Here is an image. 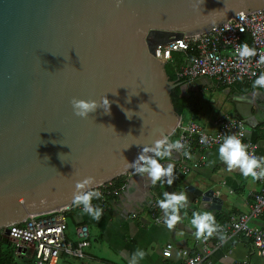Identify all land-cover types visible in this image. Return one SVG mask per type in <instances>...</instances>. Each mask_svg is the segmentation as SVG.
I'll list each match as a JSON object with an SVG mask.
<instances>
[{
    "label": "water",
    "instance_id": "95a60500",
    "mask_svg": "<svg viewBox=\"0 0 264 264\" xmlns=\"http://www.w3.org/2000/svg\"><path fill=\"white\" fill-rule=\"evenodd\" d=\"M261 10L264 0H0L3 239L12 224L62 212L78 181L93 177L91 189L111 181L144 146L171 136L180 118L171 91L178 87L186 97L210 81L168 79L153 58L157 45ZM105 96V109L101 104L87 119L74 114V98L100 103ZM237 113L248 128L264 123L259 105ZM178 160L173 151L160 162ZM180 192L186 207L197 201L198 210H220L212 189L187 185Z\"/></svg>",
    "mask_w": 264,
    "mask_h": 264
},
{
    "label": "built area",
    "instance_id": "2783aa9c",
    "mask_svg": "<svg viewBox=\"0 0 264 264\" xmlns=\"http://www.w3.org/2000/svg\"><path fill=\"white\" fill-rule=\"evenodd\" d=\"M209 29L201 34L188 37L182 35L179 39L157 45L153 50V58L164 64L170 59L171 53H182L184 61L178 65L175 76L185 80V83L205 77L216 87L230 88L240 83L251 84L264 74V63L259 62L260 56L264 55V10L241 18L237 13L224 25L219 24L216 28L212 26ZM242 44L255 49L257 54L241 60L238 49ZM213 128L209 133L191 117L180 116L171 135L174 141L180 139L186 145L185 151L190 153V158L185 157L183 151H175L179 157L174 167L175 172L186 175L199 169L205 159L203 151L212 147L219 148L224 137L228 135L240 136L242 141L249 145V152L257 156L256 145L246 139L244 125L239 119L226 116L216 118ZM203 138L207 139V143H201ZM134 175L139 174L130 168L118 176L124 179V183L119 187L113 186V180L118 178L116 177L90 189L102 194L100 199L93 198L95 202H92V205L104 210L107 200L118 196L127 179ZM238 175L245 178L239 170ZM248 198L247 212L230 216L228 222L220 226L219 232L241 235L249 241L253 254L264 257V231L251 224L253 220L264 218V182L259 190L250 193ZM82 208V205L76 206L72 202L62 212L35 216L12 224L5 228L6 241L11 244L17 258L32 264H57L60 257L83 259L84 250L88 246L86 226L76 227L73 239L66 237L67 215L74 212L84 213ZM0 236L4 237L3 229H0ZM198 242L203 255L191 256L186 250H182L179 252V264H191L192 261L204 264V259L210 251L204 240L198 239ZM219 244L220 242H217L215 246ZM170 250L171 245H165L161 255L168 257L165 253L170 254ZM239 264H248V260L243 258Z\"/></svg>",
    "mask_w": 264,
    "mask_h": 264
},
{
    "label": "crops",
    "instance_id": "0c3cea01",
    "mask_svg": "<svg viewBox=\"0 0 264 264\" xmlns=\"http://www.w3.org/2000/svg\"><path fill=\"white\" fill-rule=\"evenodd\" d=\"M253 84L254 82L240 83L235 88L220 89L224 98L218 109L210 108L203 128L210 133L214 129L216 118L226 116L239 119L244 125L246 139L256 145L257 157H264V123L257 124L254 129L248 128L237 113L238 110L243 111L250 105H259L264 111V87L254 88ZM209 86L217 88L211 81ZM251 111L253 112L254 108ZM196 112L193 107V114ZM218 149L212 147L204 150L205 159L200 168L186 175L178 174L171 186L161 181L159 188L161 192L178 193L187 185L202 190L212 189L221 200L220 210L209 211L203 204L198 210L196 207L198 202L195 201L192 205L195 212H211L214 215L223 211L229 216L246 213L249 194L257 192L264 181L253 180L250 177L240 178L238 170L229 172L227 166L219 159ZM154 187L147 175H134L130 181L127 179L124 189L118 196L108 199L103 215L98 221L87 213L71 214L72 230L69 232L66 221V237L73 239L74 230L80 225L86 226L88 232L85 258L78 260L87 264H130L133 254L143 251L145 255L143 259L137 257V264H179L181 262L179 252L182 250H186L191 256L203 255L202 248L199 242L197 243L198 239L194 235L196 229L191 225L190 216L186 219L179 213L180 222L171 230L167 228L165 213L153 199ZM251 224L264 231V218L253 220ZM221 236L224 238L221 239ZM200 239L204 240L210 251L204 259V264H239L243 258L248 260V264H264V257L253 254L249 241L241 235L218 231L206 240ZM217 242L220 244L215 246ZM167 244L171 245L170 255L163 257L161 251ZM90 249L107 259L97 258L89 252ZM64 258L66 257H60L59 261Z\"/></svg>",
    "mask_w": 264,
    "mask_h": 264
},
{
    "label": "clouds",
    "instance_id": "9594fccd",
    "mask_svg": "<svg viewBox=\"0 0 264 264\" xmlns=\"http://www.w3.org/2000/svg\"><path fill=\"white\" fill-rule=\"evenodd\" d=\"M243 17V13L240 14ZM256 50L250 48L247 44H242L238 49V55L241 60L246 57L255 56ZM260 63H264V55L260 56ZM264 87V74H261L253 84V87ZM72 107L74 114L82 119H87L90 113L96 111L98 107L103 105L109 106V100L106 96L98 103L95 100L73 99ZM201 143H207V139L203 138ZM186 145L180 140L170 141L168 136H161L153 142L152 146H144L142 152L138 155L133 163L128 166L141 175H147L152 184L164 181L169 186L174 183V163L162 164L160 161L171 159L173 151H183L185 157L190 158V153L185 151ZM249 145L245 144L240 136L228 135L224 137L220 144L218 153L219 159L227 166V170L232 172L239 170L241 174L253 180L264 179V157H257L249 152ZM95 183L93 177L89 176L82 181L76 183V192L73 196V203L76 206H83L82 211L89 214L93 219L99 220L103 215V209L92 205L93 198L100 199L102 194L99 191L90 190ZM164 199L159 200V207L165 213V223L168 229H173L180 222V210L188 204L186 192L180 193H163ZM191 225L196 229L194 235L197 239L205 240L217 233L220 226L216 223L215 217L211 212H194ZM224 237L221 236V239ZM145 253L137 251L133 254L130 264H137V257L143 259ZM165 255H170L165 253ZM191 264H196L192 261Z\"/></svg>",
    "mask_w": 264,
    "mask_h": 264
},
{
    "label": "trees",
    "instance_id": "16d2710c",
    "mask_svg": "<svg viewBox=\"0 0 264 264\" xmlns=\"http://www.w3.org/2000/svg\"><path fill=\"white\" fill-rule=\"evenodd\" d=\"M183 61H184V55L182 53L180 52L171 53L170 59L166 63H164V72L168 79L175 80V81H182L183 83L186 82L185 80L177 79L175 76V72L178 68V65H180ZM211 83L214 85L212 81ZM237 85L238 84L233 85L231 87L235 88ZM217 88L219 90L223 89L221 87H217ZM250 88H252V86H250ZM171 94L173 97L172 105H173V109L175 113H177L179 116H184V117L188 113H193V105L191 103L192 100H191L189 93L186 94V97H183L180 94L179 88L176 87L175 89L171 91ZM123 183H124V179L122 177H118L113 180V186L115 187H119ZM112 198L114 197H110L109 199H112ZM153 199L156 203H158L159 200L164 199L163 193L156 186L153 189ZM92 202H95V200L93 199ZM195 211L196 210L194 206L191 205L190 207L181 209L180 213L187 219L188 216L192 218L193 213ZM213 216L215 217V221L219 226H224L228 222V219L230 217L228 214H226L223 211L217 212ZM67 220L69 221L71 220V214L67 215ZM16 259H19V258H17L14 255V251H13L11 244L8 241L4 240L3 237L0 236V264H16L15 262Z\"/></svg>",
    "mask_w": 264,
    "mask_h": 264
},
{
    "label": "rangeland",
    "instance_id": "374dc122",
    "mask_svg": "<svg viewBox=\"0 0 264 264\" xmlns=\"http://www.w3.org/2000/svg\"><path fill=\"white\" fill-rule=\"evenodd\" d=\"M191 97L192 105L196 109V114L188 113L185 115V117H191V119H194V121L200 125L201 127H205V119L208 117L210 113V108L217 109L220 107V104L224 98V94L222 90H219L215 88L214 86H200L196 90H188L187 91ZM222 112V111H221ZM228 114V113H227ZM171 141H174L173 137H170ZM178 177V173L174 171V179ZM165 185H167L166 182H164ZM68 222V229L69 232L72 230L70 221ZM71 239V238H70ZM94 246V244H93ZM92 254H94L97 258L107 259L105 257H101L99 252L94 251L93 249H90ZM63 261V263H62ZM16 264H32L31 262H27L23 259H16ZM58 264H87L84 263L82 260L78 259H71V258H64L61 261H59Z\"/></svg>",
    "mask_w": 264,
    "mask_h": 264
}]
</instances>
